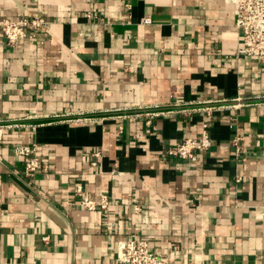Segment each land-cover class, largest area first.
I'll return each instance as SVG.
<instances>
[{"label":"crops","instance_id":"1","mask_svg":"<svg viewBox=\"0 0 264 264\" xmlns=\"http://www.w3.org/2000/svg\"><path fill=\"white\" fill-rule=\"evenodd\" d=\"M38 12L36 40L0 32V264H117L134 234L178 264H264V62L238 55L232 6L0 0V19ZM204 125L209 152L168 155Z\"/></svg>","mask_w":264,"mask_h":264},{"label":"built area","instance_id":"2","mask_svg":"<svg viewBox=\"0 0 264 264\" xmlns=\"http://www.w3.org/2000/svg\"><path fill=\"white\" fill-rule=\"evenodd\" d=\"M175 1V0H173ZM196 1V0H188ZM232 6L235 16V25L240 31L242 47L238 52L240 57L249 60L264 62V0H223ZM96 16L95 12L89 17ZM144 24L150 23L149 18L142 20ZM50 22L38 12L32 16L19 20L0 19V32L8 46H17L23 40H36L44 33ZM122 131V130H121ZM236 154L240 147L235 142ZM212 149V140L208 126L204 125L200 138L184 139L168 150V155L184 161H194L200 152H209ZM17 156L25 159V175L34 177L41 168V160L36 144L17 145L14 147ZM95 165V164H94ZM241 179L238 178L237 182ZM78 206L88 211L107 212L114 206L108 195H102L98 200H93L82 195L81 191ZM135 212L141 208L135 206ZM45 242L49 238L44 239ZM108 251L115 257L117 264H178L172 262L167 256L154 253L150 250L149 242L139 238L136 234L125 240L119 241L116 246L109 247Z\"/></svg>","mask_w":264,"mask_h":264}]
</instances>
